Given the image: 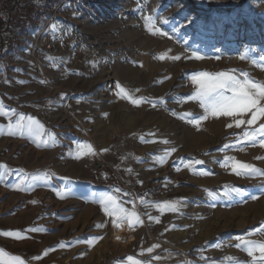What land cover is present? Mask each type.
I'll return each mask as SVG.
<instances>
[{
	"label": "rangeland",
	"instance_id": "obj_1",
	"mask_svg": "<svg viewBox=\"0 0 264 264\" xmlns=\"http://www.w3.org/2000/svg\"><path fill=\"white\" fill-rule=\"evenodd\" d=\"M15 38L0 48V233L20 237L0 235V264H254L235 245L264 243V176L225 160L264 170V148L190 97L198 72L264 84V0H62ZM19 115L35 135H9ZM105 196L141 223L115 227Z\"/></svg>",
	"mask_w": 264,
	"mask_h": 264
},
{
	"label": "snow or ice",
	"instance_id": "obj_2",
	"mask_svg": "<svg viewBox=\"0 0 264 264\" xmlns=\"http://www.w3.org/2000/svg\"><path fill=\"white\" fill-rule=\"evenodd\" d=\"M151 30V29H150ZM157 32L159 30L157 29ZM155 34V33H154ZM163 35L164 33H160ZM195 59H202L203 57L193 53ZM164 57L161 56L160 59ZM245 57L242 56L241 59ZM173 60H179L180 57L173 56L171 57ZM264 59V57H262ZM255 62V61H254ZM264 66V65H262ZM193 83L198 85V91L196 92L194 97H190L192 99H199L201 106L204 108V115L199 117V120L208 119V115L212 116H228L234 118V124L236 128H240L241 126L246 125L248 130L243 133V136L237 139V142L248 143L252 146H259L264 148V123H259L262 119H264V84L257 83L248 78L240 79L237 76L230 74V72L222 71L218 73H208V72H198L191 77ZM119 88V92L117 95L121 96V98L130 100L133 104L139 105L145 101L143 98L134 99L128 92L125 91L124 88L117 85ZM138 91V90H137ZM155 107V104H153ZM13 114L15 110H13ZM0 115H8L3 111V105L0 104ZM245 116H249L250 118L244 119ZM184 118V117H182ZM199 120H192L191 123L198 124ZM39 122L36 121L33 117H25L23 115H19V118L15 122H10L8 125V133L9 135H19L24 136L26 133L29 135L36 134L35 125H38ZM258 125V126H257ZM43 126L40 125V128ZM229 128L233 127L232 123L228 124ZM55 143V140H53ZM167 143V141H165ZM233 145H225V147H232ZM88 150L91 154H95L94 150H92L91 146H88ZM107 151V149H105ZM175 151V149H173ZM80 154L78 153L77 158H79ZM257 159H264V157H257ZM164 157L160 158V162H163ZM196 164H202V160H196ZM225 166H230L231 170L237 176H264V170L256 168L253 164L243 163L238 160H234L233 158H226ZM0 168H4L7 170L6 165H0ZM47 176V174H45ZM44 178V177H41ZM23 184V181H21ZM19 190L27 191V188H21L20 185H17ZM234 190V189H233ZM256 197H253L255 199ZM35 203V201H33ZM100 203L104 206V209L109 216L117 215V219L119 223L113 221L115 227L119 228L123 224L127 223L129 227H133L135 224L141 223L138 216L135 215L134 212L127 213L123 208H120L119 211L113 207L115 201L111 196H105ZM167 207L176 211L175 202H172L167 205ZM34 231H39L41 229H33ZM257 232H264V228H260L256 230ZM254 233H249V235H253ZM5 237H20L19 232H3L0 233ZM237 240L240 243L236 244V247L243 246L247 251L250 257H253L255 264V252L259 251L261 253V257L259 260V264H264V243H260L257 241L248 240L244 237H237ZM64 245H60L63 247ZM158 247V245H153L147 249L148 253H152L154 248ZM49 250L44 251V255L48 254ZM203 258V257H202ZM35 259H40L39 256L35 257ZM154 259L159 260L160 257L156 256ZM228 260H232L233 258H226ZM128 260L131 264H148V262H141L133 259V257H128ZM15 264H24L22 260L18 257L15 258ZM235 264H239V261H235Z\"/></svg>",
	"mask_w": 264,
	"mask_h": 264
},
{
	"label": "trees",
	"instance_id": "obj_3",
	"mask_svg": "<svg viewBox=\"0 0 264 264\" xmlns=\"http://www.w3.org/2000/svg\"><path fill=\"white\" fill-rule=\"evenodd\" d=\"M30 0H3L2 19L0 21V48L2 37L6 33L27 35L34 30L45 14H51L53 8L62 0H41L40 5ZM29 9V10H28ZM16 16H15V15Z\"/></svg>",
	"mask_w": 264,
	"mask_h": 264
},
{
	"label": "built area",
	"instance_id": "obj_4",
	"mask_svg": "<svg viewBox=\"0 0 264 264\" xmlns=\"http://www.w3.org/2000/svg\"><path fill=\"white\" fill-rule=\"evenodd\" d=\"M2 1L3 0H0V21L2 19ZM33 3H35V0H30L29 1V5H32ZM16 44V38H15V35L13 34H10V33H6L3 35L2 37V47L4 49L5 52H9L10 50L13 49V47L15 46ZM2 60V58H1ZM112 177H117V172L116 171H112L111 173Z\"/></svg>",
	"mask_w": 264,
	"mask_h": 264
},
{
	"label": "bare ground",
	"instance_id": "obj_5",
	"mask_svg": "<svg viewBox=\"0 0 264 264\" xmlns=\"http://www.w3.org/2000/svg\"><path fill=\"white\" fill-rule=\"evenodd\" d=\"M127 236V234L125 233V232H120V233H116L115 235H114V239L115 240H121L123 237H126Z\"/></svg>",
	"mask_w": 264,
	"mask_h": 264
}]
</instances>
